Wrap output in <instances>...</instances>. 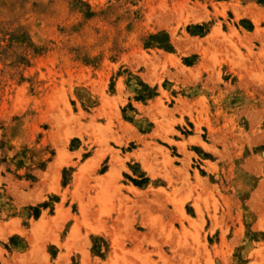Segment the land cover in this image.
Masks as SVG:
<instances>
[{
	"label": "rangeland",
	"instance_id": "374dc122",
	"mask_svg": "<svg viewBox=\"0 0 264 264\" xmlns=\"http://www.w3.org/2000/svg\"><path fill=\"white\" fill-rule=\"evenodd\" d=\"M0 264H264V0H0Z\"/></svg>",
	"mask_w": 264,
	"mask_h": 264
},
{
	"label": "crops",
	"instance_id": "0c3cea01",
	"mask_svg": "<svg viewBox=\"0 0 264 264\" xmlns=\"http://www.w3.org/2000/svg\"><path fill=\"white\" fill-rule=\"evenodd\" d=\"M112 97H116L117 99H120L122 102L117 104V110L118 113L120 114V108L123 107L125 103H130L133 106V103H139L140 106L144 107L147 105V103H142V102H137L131 99L130 94H125L124 91L122 90L121 92H116L113 91L111 93ZM152 101V100H151ZM136 109V108H135ZM134 112V109H133ZM174 118H177V115H174ZM115 135L119 141V144H113V143H108V146L114 150L117 151L116 157L119 159L118 162L111 161L110 163V158L108 154H104L101 158L100 161L102 162L103 160H106V168L105 172L108 171L110 166H112L113 170H116L119 168V175L122 176V172L128 170V165H135L138 167V169L142 170V162L148 163L152 161V156L156 155L155 148L153 147V142L161 146L157 143L155 138L153 137H148L147 135L150 133L149 130L142 131L141 129L136 127V132L133 133L132 131L128 130L124 125H117L115 127ZM175 130V128H174ZM173 141H180L177 138H174L173 136L171 137ZM131 144V146H130ZM129 146V147H128ZM163 147V146H162ZM165 148V147H164ZM93 150L91 151V154L88 156L90 157L93 155ZM97 155V154H95ZM138 157V159L136 158ZM142 157V159H141ZM170 157V156H169ZM157 158H159L157 156ZM173 164V162H172ZM174 165V164H173ZM121 166V167H120ZM124 168V169H123ZM147 174L144 173V176ZM190 175V173H189ZM123 187L128 188L131 187L136 190H140V186L137 184H133L131 182L128 183H120ZM121 194L125 196L126 198L131 199L132 194L128 192V190H120ZM133 214V213H132ZM176 228V227H175Z\"/></svg>",
	"mask_w": 264,
	"mask_h": 264
},
{
	"label": "bare ground",
	"instance_id": "6f19581e",
	"mask_svg": "<svg viewBox=\"0 0 264 264\" xmlns=\"http://www.w3.org/2000/svg\"><path fill=\"white\" fill-rule=\"evenodd\" d=\"M111 170V169H110ZM112 171V170H111Z\"/></svg>",
	"mask_w": 264,
	"mask_h": 264
}]
</instances>
